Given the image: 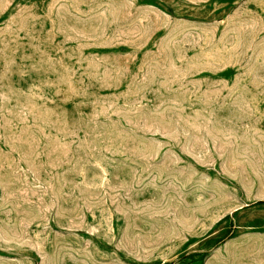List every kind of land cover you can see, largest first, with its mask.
<instances>
[{
  "label": "rangeland",
  "instance_id": "rangeland-1",
  "mask_svg": "<svg viewBox=\"0 0 264 264\" xmlns=\"http://www.w3.org/2000/svg\"><path fill=\"white\" fill-rule=\"evenodd\" d=\"M0 264H264V0H0Z\"/></svg>",
  "mask_w": 264,
  "mask_h": 264
}]
</instances>
